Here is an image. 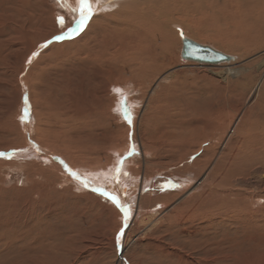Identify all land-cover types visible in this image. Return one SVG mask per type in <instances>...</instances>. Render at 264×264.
I'll use <instances>...</instances> for the list:
<instances>
[{
    "label": "rangeland",
    "instance_id": "374dc122",
    "mask_svg": "<svg viewBox=\"0 0 264 264\" xmlns=\"http://www.w3.org/2000/svg\"><path fill=\"white\" fill-rule=\"evenodd\" d=\"M43 1L0 0V264H42L38 260L46 251L39 253L38 249H34L38 246L32 242L34 237L45 235H50L47 249L49 256L53 255L49 257V264H264V214L252 223L243 218L237 222L229 219L211 220L208 225L214 226L208 231L206 226L186 221H180L181 226L172 225L171 228L168 224L169 227H166L160 222L150 223L148 220L151 217L140 219L136 225L129 224L125 228L124 217L108 224L97 213L87 216L79 207L67 206L66 203L52 207L54 209L51 212H42L46 215L44 224L40 223L38 217L34 221L27 210V206L35 201L34 194L30 193L31 188L40 181L34 169L41 162L47 165L38 158H30L29 154L34 151L31 145L45 150L37 155L46 157L49 163H54L56 159L65 163L61 150L71 149L78 157L79 148L88 153L92 137L99 138L97 144L102 145L120 135L118 132L122 129L115 130L113 136L110 131L108 136L103 131H95L96 136H93L87 123L94 108L103 106L115 115L116 122L126 121L124 125H129L121 112L117 111L116 103L112 108V98L117 95L115 86L107 88L112 78H118L120 86H116L128 94L127 105H133L134 110H137L133 119L136 123L133 141L137 147L140 145L138 127L144 111H150L155 121L161 123V134L172 124V128L178 132L191 129L189 136L196 138L199 132L195 129L200 123L196 117H181L182 110H191L194 114L193 108L198 106L202 108V114L205 113L204 116L208 115L210 119L214 114L219 115V123L217 121L208 128V131L217 134L218 126L222 128L230 123L231 118L228 119L227 115L239 112L240 116L251 109L264 95V22L260 21L257 27L249 23L242 25V29H246L243 34L240 33V27L235 33L227 32L229 35L223 36L216 33L212 37L205 36L206 32L219 30V27H213L204 18L198 22L199 30L196 33L189 30V26L184 28L183 24L177 25L174 29L179 35L170 38L165 48L167 56L163 62L166 70L161 78L154 79L151 90L144 97L135 80L126 82L122 76L119 78L121 72L116 70H121L122 64H112L108 69L109 77L105 73L103 81H99L94 79L93 73L85 71L83 65L73 62L78 57L77 47H63L66 40L57 42L54 38L61 34L65 37L68 29L75 26L77 15L58 0H45L46 4ZM227 9H224L225 14L231 11L233 15L234 9ZM58 17L64 18L63 27ZM234 22L238 24L236 17ZM184 37L210 46L235 60L216 66L184 61L181 58ZM53 43L57 46L51 49ZM230 44L234 45L233 50L226 48ZM27 65L28 68L24 69ZM21 80L28 84L25 87L28 115L24 114V87ZM93 90L96 94H93ZM157 92L159 101L148 104V98H153ZM252 92L255 93L254 98L249 99ZM111 120L112 117L103 121L106 131L110 128ZM172 120L173 123L170 122ZM24 127L31 128L34 135L32 139H27ZM161 140L170 139L164 135ZM173 140L178 146V154L187 152L186 146L181 145L183 139L178 140V143L177 139ZM207 145L210 147L214 142L210 141ZM49 155L53 156L54 161L48 159ZM95 156L92 154V158ZM167 171L163 169L158 176L164 177ZM67 184L66 188L70 185ZM140 186L145 193L149 184ZM83 190L88 192L87 189ZM131 191L136 193L132 187ZM260 201L264 204L263 200ZM40 202H34L35 206L38 207ZM115 225L119 227L115 229ZM35 226L36 230H32ZM104 227L110 230L104 233ZM122 228L124 235L121 247H118L116 235ZM54 257L57 262L52 260Z\"/></svg>",
    "mask_w": 264,
    "mask_h": 264
},
{
    "label": "bare ground",
    "instance_id": "6f19581e",
    "mask_svg": "<svg viewBox=\"0 0 264 264\" xmlns=\"http://www.w3.org/2000/svg\"><path fill=\"white\" fill-rule=\"evenodd\" d=\"M43 3L47 2L45 3L44 0ZM63 3L70 11L79 10L81 6L80 0H63ZM91 4L95 14L88 22L87 27L71 35L67 34L62 40L55 41L66 40L62 44L63 47H77L78 57L73 62L83 65L85 71L93 73L95 80L103 81L104 74H108V69L112 64H122L121 70L120 68L116 70L121 72V75H118L119 78L122 76V80L126 82L135 80L144 97H147L151 90L154 79L160 77L166 70L165 61L163 62V58L167 56L165 48L168 46L167 42L170 38H174L175 34L179 35L174 29L177 25L183 24L184 28L189 26V30L196 33L199 30L198 22L204 18L209 20L210 24L214 25L213 27H219V30L206 32L205 36L212 37L216 33L223 36L229 35L227 32L239 31L238 29L240 27L242 29V25L245 26L246 23L257 27L258 24L264 22V0H91ZM228 7L234 9L233 15H231V11L225 14ZM75 14L79 19L78 13ZM234 16L238 20V24L234 22ZM222 26L224 27L221 28ZM240 31L243 34L246 29ZM52 45L51 49L57 46L56 43ZM233 47L234 45L230 44L226 48L233 50ZM64 59L62 58V60ZM28 65L24 69H27ZM112 79L113 81L109 86L107 85V88L115 86V89H121L118 78ZM21 83L24 87L23 107L27 108L29 112L28 95L25 90L28 84L25 83V80H21ZM122 89L121 92L115 91L116 97L110 98L114 102L112 108L117 104L116 109L121 112L123 117L121 100L125 93L122 92ZM95 90H93L95 92L93 94H96ZM155 94L153 98H148V104L152 105L159 101V93ZM112 95L114 96V94ZM254 95L255 93L252 92L249 99L254 98ZM97 96L95 95V97ZM263 96L261 95L256 104L251 109L243 111L244 113L240 116H238L239 112L227 115L228 119L231 118L229 119L230 123L222 128L218 126L217 134L208 131V128L217 121L219 123V115L214 114L210 119L207 117L208 115L204 116L205 113L202 114V108L198 106L193 108L194 114L191 110L188 112L187 109L182 110L181 117L192 116L198 119L200 124L196 126L195 131L200 135L198 133L196 138L189 136L191 129H186L183 126L186 131L178 132L177 129L175 131L172 128V124L168 125L167 130L161 134V123L155 121V117H152L150 111H144L138 127L140 145L135 146V153L132 154L129 153L134 144L136 123L133 119L137 110H134L133 105H127L131 110L132 123L125 126L124 122L126 121L116 122L115 115L112 113V116L109 109L103 108V106L96 107L91 113L89 112V123H87L90 126L88 130L92 131L93 136H96L95 131L96 133L103 131L106 136L110 131L113 136L115 130L122 129L121 132H118L120 135L110 138L109 143L102 145L97 144L99 138L92 137L88 153L79 148L78 157L71 149L61 150L60 153L65 163L59 159L54 161L52 155H49L48 159L53 160L54 163H49L46 157L37 155L41 151H46L31 145V149L34 151L29 152L30 158L34 160L38 158L40 161L46 162L47 165L41 162V165L39 163L36 165L37 169H34L40 181L33 185L30 193L34 194V202H41L38 207L32 202L27 206V210L30 211L34 221L36 217L41 219L40 223H44L46 218L42 212H51L54 209L52 207L65 203L67 206L79 207L80 210L87 213V216L97 213L101 218H105L108 224L112 220L117 221L125 218L127 212L125 228L129 224L136 225L140 219L144 220L146 217H151L148 220L150 223L160 222L166 227H169L168 224L171 225V228H173L172 225L181 226L179 222L186 221L206 226L208 231L214 226L208 225L211 220L229 219V221L237 222L243 218L250 223L255 222L264 214V204L260 201H264ZM92 100L94 101V99ZM110 117H112L111 125L106 131L107 127L103 121ZM155 122L158 123L155 124ZM30 127H24V133L28 140L34 136H32ZM164 135L170 140H161ZM173 138L177 139V143L178 140L183 139L181 145L186 146V153L178 154L177 144L174 140L171 141ZM210 141L214 142V145L209 147L207 143ZM92 154L96 155L95 159L92 158ZM121 160L123 164L118 171V164ZM165 168L169 172L167 171L165 176L160 178L158 174ZM69 169L77 173L78 176L71 175ZM85 181L88 182L87 185ZM66 183L70 184L67 188ZM144 183L149 184L145 193L140 186ZM131 187L136 193L131 191ZM138 192L139 196L137 197ZM109 194L116 196L122 207L113 202ZM135 207H137L136 210ZM117 227L119 226L115 225L114 228ZM121 227L124 228V225ZM35 228L36 226L32 230H36ZM107 230L110 229L102 228L104 233ZM47 236L34 237L32 242L38 246L34 249H38L39 253L42 250L47 253L43 252L39 257L38 261L42 264H49V257L53 256H49L48 253L50 235ZM119 247H121V243ZM30 250L33 249L30 248ZM57 254L58 252L55 255ZM52 260L58 261L55 257Z\"/></svg>",
    "mask_w": 264,
    "mask_h": 264
},
{
    "label": "snow or ice",
    "instance_id": "6c2138e0",
    "mask_svg": "<svg viewBox=\"0 0 264 264\" xmlns=\"http://www.w3.org/2000/svg\"><path fill=\"white\" fill-rule=\"evenodd\" d=\"M58 2H61L63 4V0H58ZM80 5L81 6H80L79 10H76V9L72 10L74 13H78L79 19L75 22V27H71L68 29L69 35H71L72 33H76L78 31H82L84 28H86L88 22L91 20L92 16L95 14V10L92 7L91 0H80ZM58 22H59L61 27H63L65 24L63 17H58ZM54 39L55 40H62V39H64V34L58 35ZM33 55H38V53H34ZM114 91L121 92V89H114ZM126 101H127V96H126V94H124V95H122V100H121V103L123 105V115H124V118L131 125V123H132L131 110L127 106ZM24 114L28 115V109L27 108L24 109ZM135 150H136L135 145L133 144L130 148L129 154L135 153ZM122 164H123V161L121 160L120 163L118 164V171L122 167ZM69 171H70L71 175L78 176L77 173L72 172L70 169H69ZM87 183L88 182L85 181L86 185H87ZM110 198L113 200V202L120 205V201L116 196L110 195ZM120 206L122 207V205H120ZM126 224H127V212L125 213V225ZM123 235H124V230L122 228L116 235V243H117L118 247L120 245L121 238L123 237Z\"/></svg>",
    "mask_w": 264,
    "mask_h": 264
},
{
    "label": "water",
    "instance_id": "95a60500",
    "mask_svg": "<svg viewBox=\"0 0 264 264\" xmlns=\"http://www.w3.org/2000/svg\"><path fill=\"white\" fill-rule=\"evenodd\" d=\"M182 43L181 58L184 61L216 66L222 63H230L235 60L234 57L217 51L210 46L201 45L191 39L183 38Z\"/></svg>",
    "mask_w": 264,
    "mask_h": 264
}]
</instances>
